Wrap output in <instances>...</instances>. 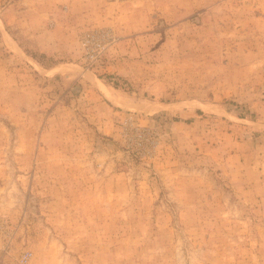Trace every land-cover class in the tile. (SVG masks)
<instances>
[{
  "label": "rangeland",
  "instance_id": "374dc122",
  "mask_svg": "<svg viewBox=\"0 0 264 264\" xmlns=\"http://www.w3.org/2000/svg\"><path fill=\"white\" fill-rule=\"evenodd\" d=\"M0 264H264V0H0Z\"/></svg>",
  "mask_w": 264,
  "mask_h": 264
},
{
  "label": "built area",
  "instance_id": "2783aa9c",
  "mask_svg": "<svg viewBox=\"0 0 264 264\" xmlns=\"http://www.w3.org/2000/svg\"><path fill=\"white\" fill-rule=\"evenodd\" d=\"M108 45L100 36H96L94 33L85 35L81 40V46L85 53V58L92 66L105 54L108 49ZM23 260H27V256L23 257Z\"/></svg>",
  "mask_w": 264,
  "mask_h": 264
},
{
  "label": "bare ground",
  "instance_id": "6f19581e",
  "mask_svg": "<svg viewBox=\"0 0 264 264\" xmlns=\"http://www.w3.org/2000/svg\"><path fill=\"white\" fill-rule=\"evenodd\" d=\"M92 82L97 86V88L108 99H110L115 104L120 105V106L125 107V108H135L136 110H139V111H143L144 110L143 109L144 107H132V106H129L128 104H122L115 96H113L112 91L108 88V86L106 84H104L102 81H100L99 79L96 78V80H93ZM148 111H149V109H148Z\"/></svg>",
  "mask_w": 264,
  "mask_h": 264
},
{
  "label": "crops",
  "instance_id": "0c3cea01",
  "mask_svg": "<svg viewBox=\"0 0 264 264\" xmlns=\"http://www.w3.org/2000/svg\"><path fill=\"white\" fill-rule=\"evenodd\" d=\"M46 68H48V67H46ZM87 70H88V72H89V70H91L90 68H87ZM92 71H93V69H92Z\"/></svg>",
  "mask_w": 264,
  "mask_h": 264
}]
</instances>
